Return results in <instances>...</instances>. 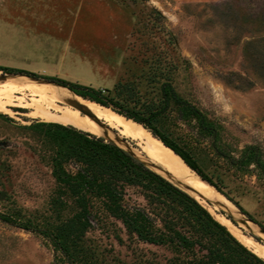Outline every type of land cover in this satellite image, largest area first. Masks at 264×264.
<instances>
[{
    "label": "rangeland",
    "instance_id": "374dc122",
    "mask_svg": "<svg viewBox=\"0 0 264 264\" xmlns=\"http://www.w3.org/2000/svg\"><path fill=\"white\" fill-rule=\"evenodd\" d=\"M263 4L264 0H0V65L108 88L125 107L141 115L154 113L155 126L190 152L221 191L210 185L209 189L233 207L220 198H197L199 202L263 257L264 76L247 52V43H259L264 33L251 13ZM18 77L37 84L13 80ZM16 82L25 89L62 86L0 70V94L16 88ZM163 82H169L202 119L182 105H167ZM8 109L11 112L0 110V216L16 223L0 218V264H69L54 234L79 208L53 173L56 149L33 127L43 120L28 115L29 108ZM99 125L111 133L110 127ZM110 129L115 140L122 136ZM122 138L126 142L117 141L119 145L179 187H189L190 177L202 182L191 169L178 174L165 166L157 148L148 150ZM67 167L73 170L71 164ZM129 196L132 204L134 193ZM88 210L89 224L77 240L87 258L99 264H168L174 255L167 247L129 234L100 193L90 194Z\"/></svg>",
    "mask_w": 264,
    "mask_h": 264
},
{
    "label": "trees",
    "instance_id": "16d2710c",
    "mask_svg": "<svg viewBox=\"0 0 264 264\" xmlns=\"http://www.w3.org/2000/svg\"><path fill=\"white\" fill-rule=\"evenodd\" d=\"M251 13L253 20L260 21L264 32V4ZM247 44L252 65L264 76V33L259 43L252 39ZM0 70L43 77L67 87L77 96L110 107L140 123L201 178L221 191L188 150L155 126L154 113L141 115L125 107L111 95V89L95 88L56 76H39L35 72L8 66L0 65ZM161 92L167 105L171 102L182 105L188 113L202 119L200 112L183 100L169 82L162 83ZM33 127L55 147L53 173L67 186L79 208V212L57 227L54 234L57 249L69 264H99L87 258L77 243L79 233L89 224L88 206L90 194L94 193L106 197L112 215L122 222L129 234H134L142 242L171 250L174 255L168 259V264H264V258L240 241L206 206L115 142L57 122L39 121ZM70 164L73 170L68 169ZM130 191L134 193L132 204L127 201ZM138 197L143 202H138ZM234 203L253 219L236 201ZM0 218L4 222L16 223L5 215ZM21 226L38 231L27 224Z\"/></svg>",
    "mask_w": 264,
    "mask_h": 264
},
{
    "label": "bare ground",
    "instance_id": "6f19581e",
    "mask_svg": "<svg viewBox=\"0 0 264 264\" xmlns=\"http://www.w3.org/2000/svg\"><path fill=\"white\" fill-rule=\"evenodd\" d=\"M13 80L19 82H33L37 84L36 81H31L25 77H18V79ZM23 85L25 84L16 82V84H14L16 88H6V90L0 94V110L11 112L8 109V106L10 105L29 108L30 112L28 115L33 118H38L43 121L57 122L64 125H72L92 134H105L114 139V133L110 129L112 128L118 131L122 136L142 143L148 150L157 148L158 151L156 154L157 157L160 158L159 160H162L165 166L169 169L177 170L176 173L185 174L187 170L190 169L177 154H175L170 148L166 147L158 138L154 137L149 130L131 119H126L112 109L77 96L66 87L58 85L54 86V84H50L52 86H49V84H41L47 85V87L33 86L25 89ZM27 92H29L31 96L29 101L27 100L28 97H26ZM17 93L19 96L16 95ZM27 95L29 94L27 93ZM88 114L93 117H90ZM99 124H105L110 127L106 128L109 129L112 134ZM120 146L124 145L121 144ZM188 181L189 187L187 191L192 196L201 200L202 198H207L212 201H219L218 198H220L225 205L233 207V205L223 196L214 194L209 189V185L206 184V182L197 181L192 177L188 178ZM246 240L249 241V239ZM260 251L264 257V246L260 248Z\"/></svg>",
    "mask_w": 264,
    "mask_h": 264
},
{
    "label": "water",
    "instance_id": "95a60500",
    "mask_svg": "<svg viewBox=\"0 0 264 264\" xmlns=\"http://www.w3.org/2000/svg\"><path fill=\"white\" fill-rule=\"evenodd\" d=\"M9 74H13V75H15V74H20V73H9ZM21 75H25V74H21ZM7 76V73H4L3 75H2V77H6ZM26 76H28V75H26ZM29 77H31V76H29ZM49 81V80H48ZM52 82V81H51ZM63 87H65V86H63ZM103 106V105H102ZM114 111V110H113ZM119 114V113H118ZM89 115V114H88ZM121 115V114H120ZM90 117H93V116H91V115H89ZM123 116V115H122ZM124 117V116H123ZM126 118V117H125ZM126 119H129V118H126ZM132 120V119H131ZM134 121V120H133ZM134 122H136V121H134ZM138 123V122H137ZM138 124H140V123H138ZM152 134V133H151ZM153 135V134H152ZM154 136V135H153ZM155 137V136H154ZM111 141H113V142H115L117 145H119L118 143H117V141L118 142H120V143H125L126 142V140H125V138H122V136H117L116 137V140H111ZM162 142V141H161ZM120 146V145H119ZM166 146V145H165ZM120 147H122V146H120ZM167 147V146H166ZM123 149H125L124 147H122ZM169 148V147H168ZM125 150H127V149H125ZM128 152H130L129 150H127ZM133 156H135L132 152H130ZM175 153V152H174ZM176 154V153H175ZM136 158H138L137 156H135ZM138 159H140V158H138ZM141 160V159H140ZM142 162H144L150 169H152L151 167H150V165H148L145 161H143V160H141ZM185 163V162H184ZM186 164V163H185ZM188 166V165H187ZM188 168H190L189 166H188ZM191 169V168H190ZM153 171H155L154 169H152ZM192 170V169H191ZM155 172H157V171H155ZM195 174H196V176L200 179V180H202V181H204V182H206L208 185H210V186H212L211 184H209L206 180H204L203 178H201L195 171H193ZM158 173V172H157ZM160 174V173H159ZM161 175V174H160ZM163 176V175H162ZM164 177V176H163ZM166 178V177H165ZM167 179V178H166ZM170 181V180H169ZM173 183V182H172ZM174 184V183H173ZM176 185V184H175ZM176 186H178V185H176ZM179 187V186H178ZM179 188H181V187H179ZM185 189H183V188H181V189H183L184 191H186L187 193H189L188 191H187V189H188V186H186L185 185V187H184ZM190 194V193H189ZM191 195V194H190ZM194 197V196H193ZM195 198V197H194ZM195 199H197V198H195ZM198 200V199H197ZM199 201V200H198ZM264 231V230H263Z\"/></svg>",
    "mask_w": 264,
    "mask_h": 264
}]
</instances>
